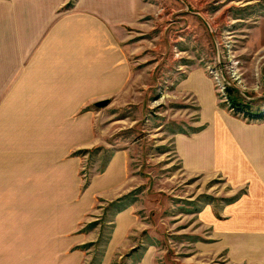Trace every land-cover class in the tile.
Returning <instances> with one entry per match:
<instances>
[{
	"label": "rangeland",
	"instance_id": "rangeland-1",
	"mask_svg": "<svg viewBox=\"0 0 264 264\" xmlns=\"http://www.w3.org/2000/svg\"><path fill=\"white\" fill-rule=\"evenodd\" d=\"M66 1L69 10L76 0ZM142 1L147 11L136 26L128 27L131 38L125 42L131 47L127 53L132 77H110L109 87L100 83V93L92 99L84 81L52 91L56 105L67 106V115L53 120L50 137L58 139L65 132L67 141L59 156L52 153L51 164L36 174L39 181L46 173L51 178L45 176L46 187L36 186L34 195L10 194L4 200L33 201L36 227L46 232L49 226L51 233H59L69 253L83 254V264H141L144 258L151 264H231L229 249L213 255L219 239L209 224L212 218L222 220L221 207L229 204L224 200L237 199L245 188L236 194L220 175L184 174L171 137L173 131L187 129L186 107L194 99L179 96L177 87L188 77V83L199 84L193 77L202 71L217 90L211 71H220L233 95L263 119L231 112L215 91L220 109L245 122H264V0ZM227 52L239 62L231 78L221 72L220 57ZM105 100L110 101L107 106L96 107ZM69 105H75L74 113ZM84 139L90 143L82 145ZM52 148L57 151V144ZM117 151L125 156L132 183L128 194L136 193L132 204L139 221L127 237L130 248L116 251L108 262L116 225L107 207L114 201L86 193H92L94 181L101 179ZM89 203L92 208H84ZM81 206L82 216L74 219L73 208ZM81 234L89 238L70 244ZM91 243L98 244L81 249Z\"/></svg>",
	"mask_w": 264,
	"mask_h": 264
},
{
	"label": "crops",
	"instance_id": "crops-1",
	"mask_svg": "<svg viewBox=\"0 0 264 264\" xmlns=\"http://www.w3.org/2000/svg\"><path fill=\"white\" fill-rule=\"evenodd\" d=\"M66 4L0 0V264H83V254L69 253L70 246L59 233H51L49 226L46 232L36 227L33 201L4 198L34 195L36 186L46 187L45 176L51 178L46 173L39 181L36 174L51 164L52 153L59 156L67 141L65 132L58 139L50 137L53 120H65L67 115V106L56 105L52 91L84 81L92 99L100 93V83L109 87L110 77H132L127 29L137 25L146 4L76 0L69 10ZM195 73L199 84L188 83V77L177 87L179 96L194 101L186 107L187 129L172 133L175 156L187 176L220 175L236 194L245 188V194L221 207L222 220L212 218L209 224L219 239L213 255L229 249L231 264H264V122H245L220 109L212 80L202 71ZM68 107L74 113L75 105ZM56 144L57 151L52 148ZM107 163L86 195L97 193L115 201L128 195L132 183L124 154L117 151ZM73 209L74 219L82 216L83 206ZM134 210L131 204L113 216L116 233L108 262L116 251L130 248L127 237L139 221ZM88 238L81 234L70 244H83ZM148 259L141 264H151Z\"/></svg>",
	"mask_w": 264,
	"mask_h": 264
},
{
	"label": "trees",
	"instance_id": "trees-1",
	"mask_svg": "<svg viewBox=\"0 0 264 264\" xmlns=\"http://www.w3.org/2000/svg\"><path fill=\"white\" fill-rule=\"evenodd\" d=\"M234 92L235 91H233L231 88H228V93H229L232 105L237 110L236 114H243L247 118H250V119H258V120L263 119L261 116H258V115L256 116V115H254L253 112H249V111H251L250 110L251 106L249 105V103H245L241 100L240 97L233 95ZM194 131H197V129H194ZM134 196H136V193L133 192V193H130L126 196H123V197L117 199L116 201L109 204V206L107 207V211H110L113 214V216L117 215L118 213L126 210L132 204V202L135 200ZM235 200H236V197H233L231 199H226L224 201H226V203H232ZM97 225H98V223L91 224L89 226V228L87 229V231L90 229H94ZM99 241L100 240H98V242ZM96 244H98V243H92L90 245L83 246V247H81V249H87V248H89L93 245H96Z\"/></svg>",
	"mask_w": 264,
	"mask_h": 264
},
{
	"label": "built area",
	"instance_id": "built-area-1",
	"mask_svg": "<svg viewBox=\"0 0 264 264\" xmlns=\"http://www.w3.org/2000/svg\"><path fill=\"white\" fill-rule=\"evenodd\" d=\"M220 61L224 62V69H222L221 67V70H223L221 72H225V74L230 78L235 77V66L239 62H234L235 57L232 55V52H227L226 54H223L222 57H220ZM211 73L212 75H214L215 86L217 88V90L215 91L217 92L220 102L222 104H225L231 112H234L236 109L233 107L229 99L228 96L229 93L227 92L228 85L222 79L223 73L220 74V71L219 72L211 71Z\"/></svg>",
	"mask_w": 264,
	"mask_h": 264
},
{
	"label": "water",
	"instance_id": "water-1",
	"mask_svg": "<svg viewBox=\"0 0 264 264\" xmlns=\"http://www.w3.org/2000/svg\"><path fill=\"white\" fill-rule=\"evenodd\" d=\"M109 103H110V101L105 100V101H100V102L96 103L95 105L98 108H103V107L107 106Z\"/></svg>",
	"mask_w": 264,
	"mask_h": 264
}]
</instances>
